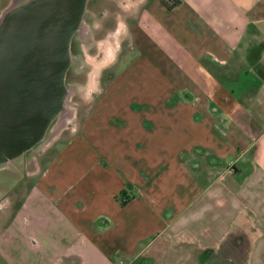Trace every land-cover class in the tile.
Segmentation results:
<instances>
[{
    "label": "crops",
    "instance_id": "obj_1",
    "mask_svg": "<svg viewBox=\"0 0 264 264\" xmlns=\"http://www.w3.org/2000/svg\"><path fill=\"white\" fill-rule=\"evenodd\" d=\"M129 1L136 58L6 216L0 264H264V0Z\"/></svg>",
    "mask_w": 264,
    "mask_h": 264
},
{
    "label": "water",
    "instance_id": "obj_2",
    "mask_svg": "<svg viewBox=\"0 0 264 264\" xmlns=\"http://www.w3.org/2000/svg\"><path fill=\"white\" fill-rule=\"evenodd\" d=\"M88 3L12 0L0 15V171L20 166L75 123L67 77L74 41L93 40ZM26 165L37 172L36 162Z\"/></svg>",
    "mask_w": 264,
    "mask_h": 264
},
{
    "label": "rangeland",
    "instance_id": "obj_3",
    "mask_svg": "<svg viewBox=\"0 0 264 264\" xmlns=\"http://www.w3.org/2000/svg\"><path fill=\"white\" fill-rule=\"evenodd\" d=\"M105 1H107V5L106 9H104V15L92 9L90 13H94L99 17V29L93 34L98 40L107 39L105 45L110 48L109 55H107L108 57L100 62L94 60L99 55V50L93 48L90 50V48H88L89 45L93 43V40L84 41L77 38L72 47L75 60L72 69L68 73L67 83L71 89H74L72 106L77 109L75 123L70 125L69 129L65 130L49 147L41 145L28 154L26 158L23 159L24 163L22 162L20 166H12L11 169L0 171V236L3 227L7 228L5 226L6 220L8 218L12 220L17 219V214L23 204L25 196L36 192L35 186L38 180L36 176L40 174L46 161L53 157L56 150L64 146V143L68 141L79 127L81 119L86 113L90 112L96 98L104 91V84L114 77L115 70L116 72H118V70L120 71V69L136 58L135 53L130 50L131 42L129 39L127 40L128 25L134 20L131 10L132 2L129 0ZM148 1V5H152V3L156 2V0ZM100 14L102 17H100ZM85 21L88 22L89 18H85ZM87 26H89L88 23ZM120 54H122V62L118 64ZM116 64H118V66L114 69ZM133 80L138 82L141 78L134 77ZM141 87L142 85L139 84L138 88L140 89ZM260 160L264 163V145ZM27 161H34L37 163L38 170L35 174H31L30 171L32 168L26 165ZM31 204L33 205L34 202L31 201ZM18 237L17 234L14 235L16 242L20 241ZM22 252L23 251H21V254ZM1 261L0 255V263Z\"/></svg>",
    "mask_w": 264,
    "mask_h": 264
},
{
    "label": "flooded vegetation",
    "instance_id": "obj_4",
    "mask_svg": "<svg viewBox=\"0 0 264 264\" xmlns=\"http://www.w3.org/2000/svg\"><path fill=\"white\" fill-rule=\"evenodd\" d=\"M107 1L105 0H89L88 3V10L91 11L95 10L100 12L101 14H103L105 12L104 9H106V4ZM94 8V9H93ZM90 12H88L89 14ZM86 16V18H89V21L86 23H88V27H89V33L91 32L92 34L96 31H98V16L95 15L94 13H90L89 16ZM100 14V15H101ZM104 15V14H103ZM102 17V15L100 16ZM94 39H93V43L91 45H89L88 48H90V50L93 49H98L99 50V55L96 57V59H94L96 62H100L102 61L104 58H107L109 55V46L105 45V40H101V39H96L95 35L93 34ZM84 44V43H83ZM86 47V45H85ZM261 76H262V72H255V73H249L246 72L239 80V82L237 84H235V86L228 88V89H224L223 90H219L216 91L215 94V101L218 105V107H220V109L223 110H230V108L232 107V101L239 97L242 93H244L246 91V84H252V85H257L260 83L261 81ZM221 165H223L224 162H219Z\"/></svg>",
    "mask_w": 264,
    "mask_h": 264
},
{
    "label": "trees",
    "instance_id": "obj_5",
    "mask_svg": "<svg viewBox=\"0 0 264 264\" xmlns=\"http://www.w3.org/2000/svg\"><path fill=\"white\" fill-rule=\"evenodd\" d=\"M162 3L168 8L173 9L180 5L181 0H162ZM129 202V198H124L121 200L123 206H125Z\"/></svg>",
    "mask_w": 264,
    "mask_h": 264
},
{
    "label": "built area",
    "instance_id": "obj_6",
    "mask_svg": "<svg viewBox=\"0 0 264 264\" xmlns=\"http://www.w3.org/2000/svg\"><path fill=\"white\" fill-rule=\"evenodd\" d=\"M120 264H124V262H121Z\"/></svg>",
    "mask_w": 264,
    "mask_h": 264
}]
</instances>
